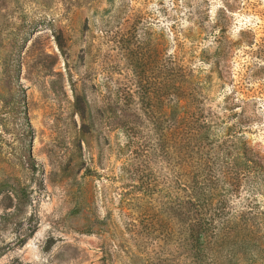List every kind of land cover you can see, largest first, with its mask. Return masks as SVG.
Instances as JSON below:
<instances>
[{"label": "rangeland", "instance_id": "374dc122", "mask_svg": "<svg viewBox=\"0 0 264 264\" xmlns=\"http://www.w3.org/2000/svg\"><path fill=\"white\" fill-rule=\"evenodd\" d=\"M0 264H264V0H0Z\"/></svg>", "mask_w": 264, "mask_h": 264}, {"label": "trees", "instance_id": "16d2710c", "mask_svg": "<svg viewBox=\"0 0 264 264\" xmlns=\"http://www.w3.org/2000/svg\"><path fill=\"white\" fill-rule=\"evenodd\" d=\"M191 236H192V232H191ZM199 240V238L196 239V241Z\"/></svg>", "mask_w": 264, "mask_h": 264}]
</instances>
